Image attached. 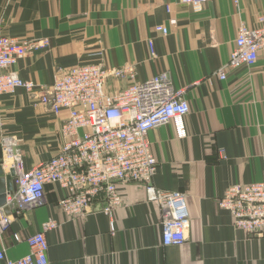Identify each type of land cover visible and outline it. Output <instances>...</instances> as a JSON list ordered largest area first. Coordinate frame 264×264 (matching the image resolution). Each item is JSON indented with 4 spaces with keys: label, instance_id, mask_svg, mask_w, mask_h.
Wrapping results in <instances>:
<instances>
[{
    "label": "crops",
    "instance_id": "obj_1",
    "mask_svg": "<svg viewBox=\"0 0 264 264\" xmlns=\"http://www.w3.org/2000/svg\"><path fill=\"white\" fill-rule=\"evenodd\" d=\"M262 11L264 0H211L201 10L183 0H0L5 33L51 41L11 67L24 79L50 84L74 65L100 63L133 65L140 81L167 73L177 88L187 87L188 136L177 138L168 123L149 138L160 162L153 183L186 194L191 222L183 244L165 246L161 208L147 201L143 185L122 189L113 218L96 203L95 211L68 220L58 206L62 190L48 184L45 205L18 214L12 208L0 250L10 259L27 255V237L55 219L60 225L46 233L50 264H264V236L236 229L217 204L233 183L264 179V53L226 80L213 75L228 61L239 26H254ZM129 83L127 75L111 77L106 88ZM66 116L48 110L37 91L18 88L0 99V141L20 136L30 169L59 151Z\"/></svg>",
    "mask_w": 264,
    "mask_h": 264
},
{
    "label": "built area",
    "instance_id": "obj_2",
    "mask_svg": "<svg viewBox=\"0 0 264 264\" xmlns=\"http://www.w3.org/2000/svg\"><path fill=\"white\" fill-rule=\"evenodd\" d=\"M183 1L201 10L211 0ZM171 23L176 20L171 19ZM50 44L48 38L10 36L0 26V99L25 88L37 91L40 102L56 115L67 113L60 129L59 151L30 169L20 149L23 139L16 134L1 137L2 164L14 170L17 184V191L8 197V203L17 201V214L43 206L47 202L46 186L53 184L63 192L58 206L66 219L85 217L95 211L96 203L102 205L100 211L113 218L124 203L122 189L140 184L145 188L147 201L161 208L163 245L183 244L191 226L187 196L182 191L154 185L160 162L149 132L171 123L177 138L188 136L187 87L177 88L167 73L140 81L133 65L106 68L100 63L77 64L58 73L50 84L24 79L11 70L18 60L48 49ZM151 49L154 54L152 43ZM261 53H264V11L258 13L254 26L245 23L239 26L228 61L213 75L226 80L233 71L254 65ZM126 75L130 83L124 89L107 90L111 77ZM217 204L230 213L236 229L264 236V179L233 183ZM12 221L13 215L0 208V240ZM59 225L55 219L48 220L41 231L27 237L30 247L27 255L10 259L2 249L0 260L3 264H50L46 233ZM111 228L115 230L113 221ZM15 238L22 240L18 234Z\"/></svg>",
    "mask_w": 264,
    "mask_h": 264
},
{
    "label": "water",
    "instance_id": "obj_3",
    "mask_svg": "<svg viewBox=\"0 0 264 264\" xmlns=\"http://www.w3.org/2000/svg\"><path fill=\"white\" fill-rule=\"evenodd\" d=\"M16 191L17 184L14 170L10 169L7 172L3 164L0 163V208H3L5 213L8 215L11 214L12 208L18 206L17 201L8 203V197H13Z\"/></svg>",
    "mask_w": 264,
    "mask_h": 264
}]
</instances>
